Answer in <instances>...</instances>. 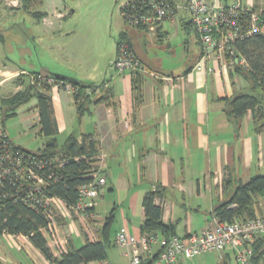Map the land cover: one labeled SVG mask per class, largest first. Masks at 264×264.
I'll list each match as a JSON object with an SVG mask.
<instances>
[{
    "label": "crops",
    "instance_id": "crops-1",
    "mask_svg": "<svg viewBox=\"0 0 264 264\" xmlns=\"http://www.w3.org/2000/svg\"><path fill=\"white\" fill-rule=\"evenodd\" d=\"M207 1L224 6L238 1L243 6L264 10V0ZM38 11L43 20L64 16L56 8L50 14ZM176 13L160 21L154 34L125 23L119 31L125 32L143 66L135 69L142 79L139 98L133 83L136 72L132 70L115 71V77L100 80L96 68L86 72L65 64L52 68L89 86L95 85L94 98L109 94L101 102L88 103L79 116L71 93L55 87L48 92L53 103L56 138L69 131L78 139L91 133L99 141L106 176V183L90 209V218L69 214L60 201L55 202L52 233L42 232L56 256L67 245L80 247L87 241H101L105 234L108 241L105 259L87 264H103L105 260L129 264L115 236L122 228L136 237L143 233L142 198L147 191L158 188L161 195L155 202L162 207V220L172 224L174 235L181 237L202 230L213 218L214 207L229 196L238 181L264 173V129H255L251 110L236 123L226 113V99L247 90L250 80L233 70L226 59L213 56L201 63V44L195 30L186 24L188 14L179 8ZM172 28L176 31L179 28L183 34L182 45L176 60L166 64L165 56L175 54L169 30ZM260 32L264 34V22ZM157 49L163 52L164 59L157 56ZM7 54L2 60L0 57V77L31 71L10 68L5 61ZM52 69L42 68L39 73L50 74ZM153 73L159 77H153ZM7 80L9 77L0 78V85ZM30 102L38 120L36 98ZM0 113L3 118L1 110ZM77 116L82 118L78 130ZM257 207L256 216L264 215V198H259ZM111 213L110 227L103 233ZM256 246L252 264H264V237L257 239ZM158 250L159 246L153 244L150 251L143 253V260L147 262ZM14 251H25L30 264H50L23 234H0V262L17 264ZM230 256L237 264L228 248L220 252L217 264H230ZM192 258L174 264H200Z\"/></svg>",
    "mask_w": 264,
    "mask_h": 264
},
{
    "label": "trees",
    "instance_id": "trees-1",
    "mask_svg": "<svg viewBox=\"0 0 264 264\" xmlns=\"http://www.w3.org/2000/svg\"><path fill=\"white\" fill-rule=\"evenodd\" d=\"M21 1L26 11H31L32 5L42 3V0ZM170 2L174 4V0H170ZM129 3L138 10L145 7L144 4H139L135 0H131ZM120 9L124 8L120 7ZM255 10L254 7H250L249 11H244L239 15L238 20L246 23L250 11ZM31 14L42 16L38 10ZM260 17L259 27L264 22V10L261 11ZM123 21L126 24L124 19ZM158 23H156L154 33H156ZM186 24L194 29L190 20L186 21ZM118 37V39L116 38V45L120 41H124L131 49L124 31H121ZM232 47L235 53L231 56L227 55L233 58L232 68L246 76L250 80V86L247 90L226 99V113L231 121L236 123L247 110H251L255 129L260 131L264 129V34L258 30L249 36L237 37L233 41ZM239 57L245 59L246 67L235 60ZM132 73H135L133 83L136 97L139 98L141 75L135 70H132ZM42 75L50 74L30 71L24 72L22 76L18 77L21 87L12 94L0 98V110L3 112L2 119H5L6 116L13 115L19 106L32 98H36L40 133L46 137V141L42 147L33 153L38 157L45 156L48 159H54V162L50 163V171L53 177L46 183L45 192L48 196L60 198L69 206L75 203L78 198V187L91 180L93 173L98 169L96 163L100 153L99 141L91 133L82 134L80 139L75 133H70L63 142H58L56 138L57 126L53 117V103L48 94L52 87L42 81L40 78ZM95 87V85L77 86V90L72 93L79 116L82 115L86 105L91 101L101 102L108 97L109 94L105 92L94 98ZM223 185L224 188L227 186L226 183ZM4 190L7 191V195L0 198V234H23L50 264H87L92 260L105 259L108 242L105 234L101 241H87L80 247L67 245V248L62 250L59 256L54 255L41 230L47 225L43 207H34L29 204L26 189H16V187L11 189L6 185ZM160 195L157 187L144 194L142 206L145 219L141 225V230L143 233L156 231L167 238L174 235V231L172 224H166L162 220V207L155 202ZM259 198H264V173L255 174L245 181H238L229 196L214 207L213 215L225 222L255 217ZM112 219L113 214L111 213L107 218L103 233L108 231ZM257 247H254L255 251ZM154 257L155 255L147 262L143 260L141 264H151ZM0 264L6 263L0 262Z\"/></svg>",
    "mask_w": 264,
    "mask_h": 264
},
{
    "label": "built area",
    "instance_id": "built-area-1",
    "mask_svg": "<svg viewBox=\"0 0 264 264\" xmlns=\"http://www.w3.org/2000/svg\"><path fill=\"white\" fill-rule=\"evenodd\" d=\"M130 1L126 0L120 6L125 9H120L122 18L127 25L144 28L151 33L155 32L156 23L174 16L180 8L175 2L171 4L170 0H135L145 5L144 9L138 10L129 3ZM183 9L198 35L201 44V63L214 56L216 59H226L232 65L233 58L227 55L235 53L233 41L237 37L249 36L260 30L262 10L250 11L248 21L242 23L238 17L244 11H249L250 7L243 6L238 1L224 6L207 0H184ZM235 60L246 67L244 58L239 57ZM112 64L118 72L143 67L124 41L117 43L116 58ZM40 78L52 88H61L71 93L77 90V86L50 75H42ZM53 162L54 159L38 157L16 145L0 124V198L7 195V191L4 190L6 185L11 189L15 187L26 189L29 204L43 207L47 225L41 230L47 231L49 235L53 230L56 201H60L69 214H80L90 218L92 216L90 208L106 183L105 162L99 153L96 163L98 169L93 173L92 179L78 187L76 202L67 206L60 198L48 196L45 192L46 183L53 177L50 171V163ZM259 237H264V215L231 222L220 221L213 216L202 230L185 236L172 235L166 238L154 231L141 233L136 237L122 228L116 232L115 242L130 264H141L143 253L150 251L153 244H157L159 250L151 264H174L205 252H222L226 248L231 250L237 264H252L254 244ZM103 264L111 263L105 260Z\"/></svg>",
    "mask_w": 264,
    "mask_h": 264
},
{
    "label": "rangeland",
    "instance_id": "rangeland-1",
    "mask_svg": "<svg viewBox=\"0 0 264 264\" xmlns=\"http://www.w3.org/2000/svg\"><path fill=\"white\" fill-rule=\"evenodd\" d=\"M1 1L8 11L21 2V0ZM125 1L42 0L40 5H32L30 10H45L50 14L52 8H56L64 16L61 19L49 16L47 20H43L42 16L35 18L24 13L17 31L18 45H15V42H8L6 64L10 68H24L36 72L42 68L52 69L65 64L72 65L83 72L96 68V71L101 74L100 80L115 77L118 71L112 63L116 58V38L124 24L120 6ZM183 4L184 0L177 1L179 9L185 12ZM11 18L9 17V20ZM176 19L178 21V16ZM169 30L172 34L175 54L165 56L166 64L176 60L177 54L181 51L183 37L179 28L177 31L174 28ZM156 54L164 59L160 49H157ZM49 71L58 73L54 69ZM23 73L19 71L15 74L10 73L8 76H1L0 78L9 77V80L1 83L0 95L19 89L21 83L18 77ZM153 75V77H159L155 73ZM30 103L28 101L19 106L13 115L6 116L5 119H2L0 113V124L16 145L34 152L44 145L46 137L40 133V125L35 116L36 110ZM79 120L82 121V118L77 116V122H75L77 130L80 127ZM69 132L58 135V142H63L70 134ZM14 254L18 256L17 264H30L28 260L30 258L25 251H14ZM219 254L220 252L217 251L205 252L192 259L200 264H217ZM229 261L230 264H235L231 256ZM186 263L190 264V262Z\"/></svg>",
    "mask_w": 264,
    "mask_h": 264
},
{
    "label": "flooded vegetation",
    "instance_id": "flooded-vegetation-1",
    "mask_svg": "<svg viewBox=\"0 0 264 264\" xmlns=\"http://www.w3.org/2000/svg\"><path fill=\"white\" fill-rule=\"evenodd\" d=\"M33 10L26 11L24 9L22 1L15 5L14 9L8 11L3 2L0 0V57L8 53V42H15L18 45L17 40L14 38L18 37V27H20V20L22 15L25 13L27 15L34 16L31 14ZM21 16V17H20ZM9 17H12L9 20ZM20 17V18H19ZM0 60V62H2ZM23 72V71H22Z\"/></svg>",
    "mask_w": 264,
    "mask_h": 264
},
{
    "label": "water",
    "instance_id": "water-1",
    "mask_svg": "<svg viewBox=\"0 0 264 264\" xmlns=\"http://www.w3.org/2000/svg\"><path fill=\"white\" fill-rule=\"evenodd\" d=\"M51 76L56 77L59 80L65 81V82H69L70 84L74 85V86H80V87H88L89 85L82 83L81 81H79L78 79L71 77V76H67L65 74L62 73H50Z\"/></svg>",
    "mask_w": 264,
    "mask_h": 264
}]
</instances>
